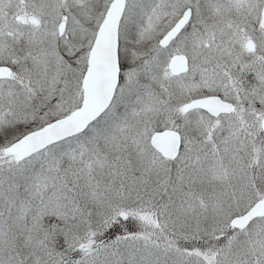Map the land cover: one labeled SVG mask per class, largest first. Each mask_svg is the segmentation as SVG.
I'll return each instance as SVG.
<instances>
[{
    "label": "snow or ice",
    "instance_id": "1",
    "mask_svg": "<svg viewBox=\"0 0 264 264\" xmlns=\"http://www.w3.org/2000/svg\"><path fill=\"white\" fill-rule=\"evenodd\" d=\"M0 264H264V0H0Z\"/></svg>",
    "mask_w": 264,
    "mask_h": 264
}]
</instances>
